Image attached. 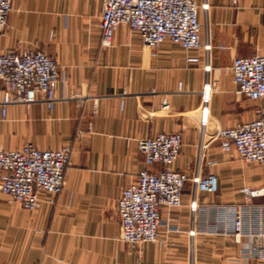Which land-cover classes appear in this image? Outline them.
I'll use <instances>...</instances> for the list:
<instances>
[{
    "label": "crops",
    "instance_id": "0c3cea01",
    "mask_svg": "<svg viewBox=\"0 0 264 264\" xmlns=\"http://www.w3.org/2000/svg\"><path fill=\"white\" fill-rule=\"evenodd\" d=\"M206 4L200 19L207 71L202 51L189 53L169 41L151 50L124 24L104 47L101 0L14 1L0 52L36 48L54 58L57 101L51 111L41 100L11 105L4 116L0 105V149L69 145L70 152L53 205L41 203L29 213L0 194V264H264L248 256L249 235L264 234V197L253 200L239 241L216 234L232 233L236 210L243 207L240 189L264 186V164H244L212 140L218 128L264 116V98L235 94L230 72L235 57L264 53V0ZM191 54L198 64L186 61ZM206 86L201 128L197 111ZM163 98L169 116L156 113ZM168 132L182 139L174 169L213 175L217 190L199 192L192 204L187 183L182 205L161 209L156 240L127 244L119 239L116 206L120 191L144 167L138 141Z\"/></svg>",
    "mask_w": 264,
    "mask_h": 264
},
{
    "label": "built area",
    "instance_id": "2783aa9c",
    "mask_svg": "<svg viewBox=\"0 0 264 264\" xmlns=\"http://www.w3.org/2000/svg\"><path fill=\"white\" fill-rule=\"evenodd\" d=\"M14 1L0 0V34L6 27ZM101 5L98 27L104 47L110 45L116 28L124 24L132 38L139 39L151 50L169 41L189 53L202 51L204 69H209L208 42L201 37L204 25L200 20L201 13H206V0L201 4L197 0H101ZM186 61L199 63L198 56L192 54ZM230 72L235 94L253 101L264 98V53L235 57ZM57 82V62L43 51L30 48L0 52L2 116L8 106L29 107L40 100L51 111L57 101ZM178 91H181V84ZM209 92V86H206L197 111L203 115L201 128L206 122ZM156 113L159 116L172 113L167 98L161 100ZM212 140L219 143L223 153L235 151L244 164H264V116L233 127L218 128ZM181 143L178 132L158 133L138 141L144 167L139 171L137 181L120 191L116 206L122 242L134 245L155 241L162 223L161 209L180 207L187 183L191 186L192 204L199 192H216L215 176L198 177L196 173L189 176L185 171L174 169ZM69 152V145L40 149L24 144L18 149H0V194L29 213L36 211L41 203L53 205L65 184ZM208 164L213 165L215 161H208ZM240 194L243 207L236 210L232 233L225 230L216 233L229 235L236 241L242 236L244 219L246 215L250 216L253 200L264 197V186H244ZM249 241L248 256L264 260V234L251 233Z\"/></svg>",
    "mask_w": 264,
    "mask_h": 264
},
{
    "label": "rangeland",
    "instance_id": "374dc122",
    "mask_svg": "<svg viewBox=\"0 0 264 264\" xmlns=\"http://www.w3.org/2000/svg\"><path fill=\"white\" fill-rule=\"evenodd\" d=\"M200 20H201V19H200ZM189 114H190V113H189ZM192 114H195V113H192ZM192 114H191V115H192Z\"/></svg>",
    "mask_w": 264,
    "mask_h": 264
}]
</instances>
